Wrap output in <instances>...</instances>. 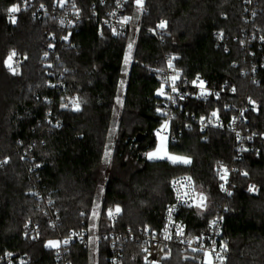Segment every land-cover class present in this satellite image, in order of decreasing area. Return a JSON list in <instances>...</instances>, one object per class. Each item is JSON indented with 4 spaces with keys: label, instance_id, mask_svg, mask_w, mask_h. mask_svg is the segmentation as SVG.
<instances>
[{
    "label": "trees",
    "instance_id": "16d2710c",
    "mask_svg": "<svg viewBox=\"0 0 264 264\" xmlns=\"http://www.w3.org/2000/svg\"><path fill=\"white\" fill-rule=\"evenodd\" d=\"M19 2L0 0V159H6L0 165V254L8 250L29 255L28 264H54V248L46 247L47 242L69 230L89 228L88 213L99 194L98 230L145 225L158 229L163 210L173 199L169 179L188 174L206 196V207L203 211L181 209L179 216L187 228L198 232L224 207L228 256L223 264H264V140H254L257 154L246 152L235 160L234 139L227 130L202 133L193 122L187 123L188 117L212 110L225 121L229 106H240L250 98L254 106L244 112L243 127L264 134V85L253 84L250 75L241 73L247 59L234 40L248 27L242 18L243 0H143L140 10L135 0H126V12L140 27L122 35L101 27L91 14L93 8L103 13L112 0H105L104 6L99 0H75L81 20L71 31L54 19H34L19 11L15 23L8 21V9ZM35 2L51 5L53 0ZM256 5L259 14L253 26L264 34V0H256ZM161 18L167 21L166 33L155 37L148 28ZM214 32L222 34L228 52L216 45ZM51 33L56 37L55 53L66 68L62 78L66 89L61 92L47 86L41 60ZM130 39L133 51L125 75ZM12 52L20 59L15 73L5 63ZM166 55L175 56L183 77L199 75L210 86L226 83L235 89V96L188 100L170 124L174 140L167 141V151L188 157L187 164L149 160L144 155L156 145L154 129L161 122L155 110L158 71ZM263 56L264 46L258 53L259 58ZM255 75L264 78V63ZM65 93L77 95L79 110L62 107L60 98ZM137 134H142L139 140ZM28 148L35 162H43L35 174L28 173L20 158V152ZM220 161L235 167L228 197L219 191L215 176ZM34 186L51 192L60 216L53 230L29 193ZM116 207L120 211L111 222L107 212ZM28 220L39 225L37 240L23 238ZM97 246L98 264H107L106 243ZM88 248L73 243L67 257L72 264H90ZM169 250L171 256L160 264H188L178 247L172 245ZM122 264H143L133 242L127 243Z\"/></svg>",
    "mask_w": 264,
    "mask_h": 264
},
{
    "label": "built area",
    "instance_id": "2783aa9c",
    "mask_svg": "<svg viewBox=\"0 0 264 264\" xmlns=\"http://www.w3.org/2000/svg\"><path fill=\"white\" fill-rule=\"evenodd\" d=\"M105 4V0H99V5L104 6ZM16 5L20 8L19 12L28 13L34 19H54L59 27L68 31L76 29L81 20V14L75 0H53L51 5L36 4L35 0H20ZM125 6L126 0H112L111 6L108 9H104L103 13H98L93 8L91 14L99 19L101 27L122 35L129 28L138 29L140 27L138 22L131 19L130 15L126 12ZM16 14L9 13L8 11L7 20L11 22L10 17ZM258 14L259 8L256 5V0H243L242 18L248 27L242 28L239 38L234 37V40H237L240 47L245 50L247 59V68L241 73L243 75H250L253 84L264 85V78L255 75L264 63V56L263 58L258 57V53L264 46V34L258 29V26H253ZM125 17L130 18L127 23H123ZM162 21L167 24L166 19L161 18L152 28H148V32L155 37L163 36L166 33V26L164 28L158 27ZM101 33L102 31L99 29L97 34L101 35ZM213 34L216 45L222 46L224 52H228V47L223 41L222 34L220 32H214ZM50 38H52L51 43L41 56L42 65L48 78L47 86L61 92L66 89L62 80L66 68L61 66L55 53L54 44L56 37L53 33L50 34ZM174 58L175 56L173 55H166L164 57V66L158 71L160 86L157 90L158 98L155 105V110L160 115L161 122L154 129V134L158 137L157 132L160 131V136L166 138L167 141L174 140V136L170 134V124L177 115L182 114L184 104L188 100L208 101L211 98H220L224 94L235 96L233 88H227L226 83H223L221 86H210L206 79L199 75L190 79L183 77L181 70L175 65ZM169 61H171V67H169ZM19 62V57L15 55L11 61L13 67H18ZM174 76L176 77L174 82L175 92L172 91V77ZM201 81L203 82V89L200 87ZM162 87L165 94L158 95V91ZM202 91L205 95H201ZM217 93L219 94L218 96L216 95ZM169 96L173 99H168ZM60 99L63 105H67V107L63 108L68 110L76 109V103L79 104V99L75 94L65 93ZM250 101H252L250 98H246L240 106H229L231 113L225 121L217 110H212L208 115L198 117L187 116L190 119L187 123L191 124L193 122L202 133L208 129L227 130L234 139V158L235 160H240L246 152L257 154L258 148L253 144L255 139L260 137L261 140H264V134L259 136L256 132L248 131L247 128L243 127L244 112L251 109L254 104ZM213 112H216L217 115L212 116ZM165 124H167V128H163ZM29 151L30 148L22 150L20 158L26 163L28 173L35 174V171L43 166V162H35ZM5 161V158L0 159V165L4 164ZM225 169L227 170V177L226 179H222L221 177L225 175ZM234 171V166L225 167L221 161L215 169L218 189L226 197L231 194L229 184ZM240 172L244 173L242 170ZM168 184L173 194V199L165 206L158 229L145 225L137 229L98 230L95 227L69 230L67 233L58 235L52 239L53 241L60 242L59 247L54 248V264H72L71 260L67 257L69 246L73 243L88 246L90 239L95 243H106L107 264H122L125 247L128 242H133L137 246L143 264H160L165 259L172 245L179 248L183 254V260L188 264H207L209 259L212 260L213 264H223L228 256V247L223 236L225 208L222 207L221 210L217 211V214L207 221L204 228L195 233L191 232L180 218L179 213L181 209H195L203 204L205 207V197L198 192L191 176L188 174L173 176L169 179ZM221 185H223V188ZM29 193L36 200L37 207L46 216L49 228L53 230L58 227L60 216L58 210L54 207L51 192L34 186ZM201 197L204 199L201 200ZM111 210L113 215L109 216L108 211L107 218L109 221L114 222L118 217V213L115 212V209ZM170 210L171 216L169 215ZM22 235L27 241L37 240L40 236L38 223L31 220L26 221ZM65 240L69 242L65 244ZM225 247L226 250H224ZM193 249H196V251H193ZM207 253H211V255L209 256ZM217 255L223 257V261L217 259ZM30 260V256L27 254L19 253L15 255L8 250L0 254V264H22V262L23 264H28Z\"/></svg>",
    "mask_w": 264,
    "mask_h": 264
},
{
    "label": "rangeland",
    "instance_id": "374dc122",
    "mask_svg": "<svg viewBox=\"0 0 264 264\" xmlns=\"http://www.w3.org/2000/svg\"><path fill=\"white\" fill-rule=\"evenodd\" d=\"M140 8L141 7H138L139 10H140ZM136 30L137 29H135V31ZM133 43H134L133 39H130L128 41V44H127V50H126L125 59H124V70H123V72H124L125 75L127 74L128 67H129V64L131 62L132 51H133ZM130 44L132 45V47H131V50L129 51V45ZM124 86H125V78H122L121 81H120V87H119L121 93L123 92ZM117 101H118V104L120 105L121 104V97L118 98ZM12 111H13V109H10L9 110V112H12ZM160 137L161 136L156 137V145H155V147L153 149H151L150 151H148V152H154V151L157 150L158 147L161 148V151L158 153V155L159 156H162L164 158H157V159H167V160L171 161L170 159L167 158V157H170V156L184 157V158L189 159L186 156H183V155H180V154H176V153H171V152L167 151V148H166L167 147V140H166V138H164L163 140H161ZM108 152L110 153V149L108 150ZM148 152H146V153H148ZM146 153L144 155L147 158ZM177 163H182V162H177ZM168 183H169V181H168ZM168 186H169V184H168ZM199 193L203 195L202 192H199ZM203 196L205 197V200H206V196L205 195H203ZM100 205H101V201H100V194H99V196L97 198H94L93 203H92V205L90 207V211L88 213L87 220H88V224L90 225L89 226V229L90 228L99 227V225L101 224V221L99 220L100 219L99 218ZM205 207H206V205H205ZM205 207H204V204H203L200 207H197L195 209H197L198 211H203L205 209ZM97 244L98 243H95L93 240H91V239L89 240V244H88V247H89L88 248V254H89L90 264H98V259H99L98 250H99V248H98ZM179 252H180V250H179ZM170 256H171V252L169 250L167 252L165 258H168ZM181 259L183 260V254L182 253H181Z\"/></svg>",
    "mask_w": 264,
    "mask_h": 264
},
{
    "label": "snow or ice",
    "instance_id": "6c2138e0",
    "mask_svg": "<svg viewBox=\"0 0 264 264\" xmlns=\"http://www.w3.org/2000/svg\"><path fill=\"white\" fill-rule=\"evenodd\" d=\"M135 2H136V4H137L138 7H142V5H143V0H135ZM8 11H9V13H13V14H14V13H17L18 11H20V8H19L18 5H13L12 7H10V8L8 9ZM10 18H11L12 23H15V22H16V17H15V15H12ZM129 19H130V18L125 17L123 23H127ZM165 26H166V22H163V21L158 25L159 28H164ZM65 39H67V37H65ZM131 47H132V45L130 44V45H129V51L131 50ZM15 55H16V53H15V52H12V53L8 56L7 60L5 61V63H6L7 66L9 67V69H11L14 73H15L16 69L13 67L11 61L13 60V57H14ZM169 67H171V61H169ZM175 79H176L175 76L172 77V81H173L172 91H173V92L176 91V88H175V86H174ZM197 79H199V78L197 77ZM193 83H195V81H193ZM200 87H201V89H203V82H202V81L200 82ZM233 91H235V89H233ZM164 94H165V93H164V89H163V87H162V88L158 91V95H164ZM201 95H205V93L202 91V92H201ZM216 95L218 96L219 94L217 93ZM181 98H183V97H181ZM168 99L171 100V99H173V98H172L171 96H169ZM250 102H251V103H254V101H250ZM62 107H67V105H63V104H62ZM76 110H79V104H78V103H76ZM158 111H159V109H158ZM216 115H217L216 112H213V113H212V116H216ZM202 119H203V118H202ZM163 128H167V124H165V125L163 126ZM237 135H239V134H237ZM157 136H160V131L157 132ZM160 138H161V140L164 139V137H162V136H161ZM160 151H161V148L158 147L156 151L146 153V156H147V158H148L149 160L157 159V158H164V157L158 155V153H159ZM105 155H106V159H107V158L110 156V153L106 152ZM167 158L170 159L173 163L182 162V163L187 164V163H190V162H191L189 159L184 158V157L170 156V157H167ZM5 162H6V161H5ZM243 174H244V175H247V173H243ZM226 177H227V170L225 169V175L222 176L221 178H222V179H226ZM221 187L223 188V185H221ZM250 190H251V189H250ZM229 194H230V193H229ZM203 199H204V198L201 197V200H203ZM119 211H120V209H119V207H117V208L115 209V212H116V213H119ZM108 214H109V216H112V215H113L112 210H109V213H108ZM169 215L171 216V210H170V212H169ZM213 223H215V222H213ZM68 242H69L68 240H65V241H64L65 244H67ZM59 245H60V242H59V241H48L47 244H46V247H53V248H55V247H59ZM224 250H226V247L224 248ZM193 251H196V249H193ZM213 251H214V249H213ZM9 255H11V254H9ZM207 255L210 256L211 253H207ZM217 259H220L221 261H223V257H221V256H219V255H217ZM22 264H23V262H22ZM207 264H213L212 260L209 259L208 262H207Z\"/></svg>",
    "mask_w": 264,
    "mask_h": 264
},
{
    "label": "water",
    "instance_id": "95a60500",
    "mask_svg": "<svg viewBox=\"0 0 264 264\" xmlns=\"http://www.w3.org/2000/svg\"><path fill=\"white\" fill-rule=\"evenodd\" d=\"M142 137V134H137L136 138L139 140Z\"/></svg>",
    "mask_w": 264,
    "mask_h": 264
},
{
    "label": "crops",
    "instance_id": "0c3cea01",
    "mask_svg": "<svg viewBox=\"0 0 264 264\" xmlns=\"http://www.w3.org/2000/svg\"><path fill=\"white\" fill-rule=\"evenodd\" d=\"M50 241H53V240H50Z\"/></svg>",
    "mask_w": 264,
    "mask_h": 264
}]
</instances>
